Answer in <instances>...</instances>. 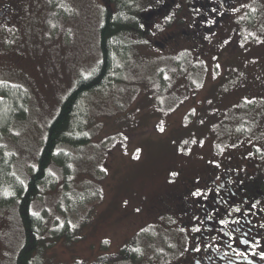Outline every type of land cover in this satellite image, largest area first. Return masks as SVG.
I'll use <instances>...</instances> for the list:
<instances>
[{
	"label": "rangeland",
	"instance_id": "374dc122",
	"mask_svg": "<svg viewBox=\"0 0 264 264\" xmlns=\"http://www.w3.org/2000/svg\"><path fill=\"white\" fill-rule=\"evenodd\" d=\"M7 1L16 15L0 24V87L13 116L0 132L2 189L11 186L4 168L27 180L62 100L93 72L104 14L101 0ZM137 1L143 37L129 33L117 82L84 100L90 142L62 166L54 160L34 202L49 224L40 264H179L187 240L177 225L180 189L170 188L208 173L212 154L246 160L254 143L264 158V99L246 92L264 85V11L237 17L218 41L194 27L197 2L174 0V11L167 1L153 9ZM234 46L247 47L236 54ZM16 207L0 203V264H14L24 241ZM128 245L136 259L123 257Z\"/></svg>",
	"mask_w": 264,
	"mask_h": 264
},
{
	"label": "flooded vegetation",
	"instance_id": "af4514ba",
	"mask_svg": "<svg viewBox=\"0 0 264 264\" xmlns=\"http://www.w3.org/2000/svg\"><path fill=\"white\" fill-rule=\"evenodd\" d=\"M163 1L177 11L174 0ZM196 2L201 10L193 11L200 15L194 27L204 26V31L211 37L217 35L218 41L231 37L227 25L230 15L242 17L246 9L264 11V0H192L194 7ZM14 9L7 0H0V20L12 22ZM149 24L146 22V27ZM246 47L233 49L242 54ZM226 51L219 54L223 62ZM246 92L264 99V85ZM255 150L252 143L246 160L233 159L234 154L229 152L212 154L208 173L183 183L179 180L170 188L180 189L181 195L175 196L174 202L180 210L177 225L187 240L178 255L179 264H264V158L258 157ZM250 162L255 163L254 169Z\"/></svg>",
	"mask_w": 264,
	"mask_h": 264
},
{
	"label": "trees",
	"instance_id": "16d2710c",
	"mask_svg": "<svg viewBox=\"0 0 264 264\" xmlns=\"http://www.w3.org/2000/svg\"><path fill=\"white\" fill-rule=\"evenodd\" d=\"M101 1L104 4L103 20L99 29L101 55L93 72L79 77L62 100L57 114L47 128V133L44 135L43 143L37 154L36 164L28 172L27 180L16 179L14 176L11 178V171L7 168L3 169L7 175L6 180L10 179L8 184L11 186L6 189L0 187V203L17 205L16 210L21 222L22 239H24L15 253L14 264H40V257L36 255V251L45 243V232L49 230L48 215L43 210V212H36L33 205L38 193L49 178L50 166L56 158H59L60 164H58L62 166L67 158L76 156L75 153L85 148L90 142V136L86 132L88 126L79 119L83 107L86 106L84 100L87 95L110 87L117 82L115 71L122 68L123 59L127 55L126 51L130 48L131 41L128 37L131 34L129 33L135 31L137 32L135 35L143 37L145 32L144 22L140 18V14L144 10H136L137 0ZM151 1L152 9L158 6L157 0ZM188 5L190 4L188 3ZM251 10L246 9L245 12L250 15L248 12ZM238 21L236 17H232L227 25L234 29L237 23L240 25L241 22ZM4 23L1 21L2 27H4ZM248 23L252 24L253 19L250 18ZM8 95L5 89L0 87V115L8 114L0 119V132L10 125L13 118L12 114L5 110L8 109L6 106L10 104ZM22 99H24V94ZM11 100L14 99L11 98ZM9 189L10 191L7 193ZM5 191L6 195H4ZM53 224V226H57L54 220ZM56 228L51 229L50 238L55 237ZM57 240L59 238L54 241ZM122 255L125 259L137 258L136 252L130 245L123 249ZM110 260V258L100 259L97 264H107Z\"/></svg>",
	"mask_w": 264,
	"mask_h": 264
}]
</instances>
